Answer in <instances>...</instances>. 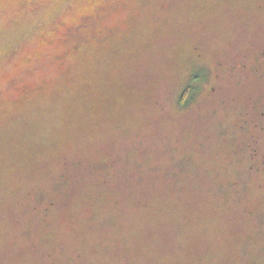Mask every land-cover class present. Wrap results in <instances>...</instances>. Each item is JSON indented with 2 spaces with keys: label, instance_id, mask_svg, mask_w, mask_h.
Returning <instances> with one entry per match:
<instances>
[{
  "label": "rangeland",
  "instance_id": "obj_1",
  "mask_svg": "<svg viewBox=\"0 0 264 264\" xmlns=\"http://www.w3.org/2000/svg\"><path fill=\"white\" fill-rule=\"evenodd\" d=\"M0 264H264V0H0Z\"/></svg>",
  "mask_w": 264,
  "mask_h": 264
},
{
  "label": "trees",
  "instance_id": "obj_2",
  "mask_svg": "<svg viewBox=\"0 0 264 264\" xmlns=\"http://www.w3.org/2000/svg\"><path fill=\"white\" fill-rule=\"evenodd\" d=\"M82 30V29H81ZM84 30V29H83ZM80 41H76L79 44ZM208 78L206 69L201 65H198L196 68L192 70V74L190 76V80L188 81L185 89L181 92L179 97V104L181 107H185L186 109L191 106V104L197 103L201 99V86L200 84L206 82ZM203 96V94H202ZM22 104V103H21ZM61 179H65V176L62 174ZM77 181H68L66 186H75ZM190 191V190H188Z\"/></svg>",
  "mask_w": 264,
  "mask_h": 264
},
{
  "label": "flooded vegetation",
  "instance_id": "obj_3",
  "mask_svg": "<svg viewBox=\"0 0 264 264\" xmlns=\"http://www.w3.org/2000/svg\"><path fill=\"white\" fill-rule=\"evenodd\" d=\"M82 28H78L76 31L77 32H82L84 31ZM76 31H72V33L70 34L69 31L65 32V36L62 37H58V44H60L63 48L60 50V53H58L57 55V59L59 60L58 62L60 64H64V62L67 60L68 56L70 55V53L75 52L76 50H79L81 48L80 43L77 44L76 43V39L74 40V34H76ZM95 34V32L93 33ZM97 34L93 35L96 36ZM44 41H46L47 44H54L55 40H49V39H43ZM74 40L73 43H71V46L69 49H66L65 47L67 46L68 43L72 42ZM38 88V87H37ZM18 89V92H20L19 94V98H22L24 101V98H26V95L30 94V93H35L37 91V89L34 90V88H32L29 84H22L20 87L16 88V90Z\"/></svg>",
  "mask_w": 264,
  "mask_h": 264
}]
</instances>
